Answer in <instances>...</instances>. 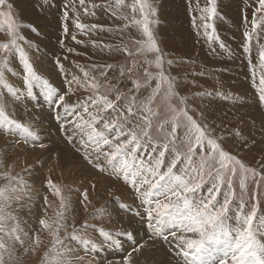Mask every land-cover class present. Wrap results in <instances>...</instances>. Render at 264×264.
I'll return each instance as SVG.
<instances>
[{
    "label": "rangeland",
    "instance_id": "374dc122",
    "mask_svg": "<svg viewBox=\"0 0 264 264\" xmlns=\"http://www.w3.org/2000/svg\"><path fill=\"white\" fill-rule=\"evenodd\" d=\"M133 2L124 0L123 5H118L116 0H86L81 7L76 0L75 10L69 7L65 19V5L71 4V0H47V3L45 0H11L14 21L20 26L18 32L24 38L17 43L41 80L26 79L18 50L8 55L4 80L0 82V101H4L8 116L36 133L38 140L27 137L26 141V134L15 127L11 132L0 129V173L11 171L13 176L29 185L22 201L19 204L13 202L11 209L19 218L24 244L16 243L13 247V242L5 239L10 249V253L3 254L5 264H41L44 253L51 246L48 230L39 224L41 218L52 223L56 219L55 211L59 210L60 197L55 196L54 189L48 186L49 179L60 188L62 196H70L67 213L70 226L67 233L62 231L60 235L67 236L74 225L80 229L77 235L96 245L86 250L78 241L66 240L73 256L84 257L83 262L73 258L72 264H186V260L191 264V257L182 255V246L177 239L191 234L184 233L180 226L172 223L166 225L162 235L154 230L155 222L149 226L147 200L139 196L131 179L125 182L122 175L113 174L103 155L97 160L89 149L93 164H100L104 171L85 159L80 136L72 124L76 120L73 112L83 114L81 106L90 96L108 94L111 97V90H105L109 82L121 86L122 91L123 85L131 86L127 83V74L120 76L122 66L133 63L147 66L146 61H153L149 71L155 74L153 53L127 56L123 51L126 46L136 52L137 41L147 40L142 25L133 22L134 19H144L139 11L133 16ZM147 3L155 10L154 15L148 9L145 11L149 30L164 56L165 76L175 77L180 94L189 98V108L198 109L190 114L199 120L200 112H203L207 122L219 125L217 135L226 137L224 148L246 166L260 171L264 163V103L259 97L260 89L264 87L260 84L261 77H264V62L259 53L264 50V27L259 26V15L258 27H252L255 0H216V15L211 19H202L207 15L202 9L208 6V0H147ZM85 7L88 8L87 14ZM124 16L128 19H123ZM77 20L89 27L83 31L76 28ZM205 24L211 27L206 29ZM92 25L97 27L92 28ZM245 32L251 34L250 40L245 38ZM9 41L5 27L0 30V42ZM246 47L250 51H245ZM168 60L173 61L171 66ZM105 65H111V68H105ZM85 71L89 77H95L97 82L105 85L99 93L83 86ZM102 71L106 78L100 75ZM73 76L81 80L82 86L77 88L73 83V92L66 96L67 111L57 108L52 103L55 96L49 99L42 81L47 80L63 94ZM156 82H152L153 87ZM166 86L167 82L162 85L161 96ZM151 90L144 92L141 99ZM235 129H240L243 137L227 138ZM69 136L73 137L72 142H69ZM195 163H199V157ZM181 167L183 165L178 164L177 170ZM255 179L259 181L258 187L249 175L247 191L242 194L239 176L235 178L236 198L230 205L226 225L236 224L234 216L240 199L246 204L244 213L250 212L253 203L258 201L254 226L264 218V180ZM6 184L7 181L0 176V187ZM208 187L205 184L193 194V198L206 196ZM84 190L88 191L91 201L87 208L81 203ZM223 191L217 197L221 203ZM254 194L255 201L250 198ZM45 196L50 205L47 211ZM164 219L168 220L167 217ZM85 224L88 227L85 228ZM101 229L109 235L103 236ZM172 231L176 233L175 237L170 234ZM37 235L41 244L33 252L30 248ZM256 236L264 242V234L256 233ZM208 246L215 248L212 257L217 259L213 264H218L220 245ZM55 260L56 257H50L51 264H55Z\"/></svg>",
    "mask_w": 264,
    "mask_h": 264
},
{
    "label": "snow or ice",
    "instance_id": "6c2138e0",
    "mask_svg": "<svg viewBox=\"0 0 264 264\" xmlns=\"http://www.w3.org/2000/svg\"><path fill=\"white\" fill-rule=\"evenodd\" d=\"M124 0H116L118 5H123ZM47 3V0H45ZM83 7L86 0H78ZM76 0H71V4L65 5L63 13L65 19L68 18L69 7L75 10ZM93 8L97 7L92 5ZM14 5L11 0H0V30L7 28L10 37L9 42H0V82L4 80L5 69L7 67V57L14 50H18L19 57L26 70V79L29 81L41 80L35 72L26 53L20 48L18 40L24 39L18 32L20 27L14 21ZM148 9L154 15V9L147 3V0H134L131 4V12L134 14L139 11L144 17L143 21L135 20L136 25H142L143 34L146 41H137L139 47L136 52L130 51L126 46L123 48L125 55H146L154 54L155 74L149 71L153 66V61H146V65L133 63L124 65L120 68V76L127 74V84L114 86L109 82L106 91L111 90V97L108 94H97L90 96L87 102L82 105L83 114H77L76 120L72 121L74 130L80 136V145L84 151L85 159L93 164V157L99 160L103 155L107 163L112 167L113 174L123 176L125 182L131 179L133 187L142 199L149 203L147 213L149 226L155 222V231L163 233L166 225L172 223L173 226H180L186 234L177 237L180 241L181 253L184 257H191V264H213L216 257H212L214 249L208 245H220L219 251L221 258L218 264H264V242L257 239L256 233L264 234V218H261L258 225L254 226L257 218L258 201L253 203L251 211L244 213L246 207L243 199H240L234 219V226L226 225L229 219L228 213L230 205L236 198L234 180L239 176V188L241 193L247 191V180L249 175L253 181L259 185L255 178L264 180V163L261 170L257 171L250 166H246L236 155L226 150L223 142L226 137L217 135L219 125L207 122L203 112H200V119L194 118L188 106V97L180 94L176 86L175 77L165 76V60L163 53L157 46L153 33L148 26ZM202 11L207 15L202 19H211L216 15V0H208V6ZM85 14L88 8H84ZM115 15V13H113ZM257 15L260 16L259 26L264 27V0H255V9L252 17V27H258ZM128 19L127 16L122 17ZM247 21V17L245 16ZM76 28L85 30L87 25L78 20ZM92 28L97 27L92 25ZM211 25L205 24V28ZM65 33L68 29L65 25ZM246 39H251V34L244 33ZM76 39L75 36L72 37ZM79 43V41H77ZM221 47H224L221 44ZM72 52V49H68ZM245 51H250L247 47ZM260 60L264 62V50H261ZM59 63V62H57ZM171 66L172 60L167 61ZM62 68V65H59ZM110 69L111 65H105ZM143 69L142 76L140 75ZM101 76L106 78V73L101 72ZM85 78L83 86L93 89L99 93L105 85L97 82L95 77H89V73H83ZM135 77V78H133ZM91 81L90 83L88 81ZM157 81L155 87L152 82ZM167 82L163 89L162 85ZM45 86L46 95L52 100L57 108H65L67 111L66 96L73 92L72 85L75 83L77 88L82 86L81 80L73 76L69 81L67 90L60 94L59 90L49 84L47 80L42 81ZM260 84L264 85V77H261ZM11 90V86H8ZM151 92L143 96L148 89ZM143 89V92L141 91ZM260 101L264 103V87L260 89ZM22 130L27 137H32L33 141L38 140V136L22 123L11 119L5 111L4 101H0V129L6 128L9 132L12 128ZM226 127V126H225ZM223 131V130H222ZM243 137L240 129H235L228 133L227 138ZM73 137L69 136V142ZM247 141L245 140V145ZM35 146V144H34ZM44 147L43 144H39ZM80 150V149H78ZM199 157V163H195ZM115 162V163H113ZM183 167L177 170V165ZM94 167L104 171L100 164H93ZM7 184L0 187V264H5L4 253L9 252V245L5 239L23 246L24 240L21 236L19 218L11 211L13 202L19 204L26 195L29 185L17 176H13L11 171L0 173ZM208 184L207 195L199 199H194L193 194ZM48 186L54 189V195L60 197L59 210L55 211L56 219L49 223L48 220L41 218L39 224L43 229L48 230L51 236V246L44 253L41 264H51L50 257H56L55 264H72L73 258L77 262H83V256H73V250L67 247L66 240L78 241L86 250L89 246L95 248L96 245L90 239L77 235L80 229L72 225V232L62 237L60 233L66 232L70 226L67 222V213L70 210V196H62L61 190L51 179ZM95 185H93V188ZM223 191V202L217 197ZM81 203L87 208L91 203L87 190L82 193ZM256 200L255 194L250 197ZM46 205H49L48 197H44ZM154 205V206H152ZM95 214V213H94ZM167 217L168 220L164 218ZM11 222V226L9 225ZM84 227H88L87 224ZM101 234L107 237L109 234L100 230ZM172 236L176 233L172 231ZM25 235H27L25 233ZM167 239L166 236L163 237ZM41 241L37 235L33 241L31 251L35 252L40 247ZM212 257V259H205ZM186 264L189 262L186 260Z\"/></svg>",
    "mask_w": 264,
    "mask_h": 264
},
{
    "label": "bare ground",
    "instance_id": "6f19581e",
    "mask_svg": "<svg viewBox=\"0 0 264 264\" xmlns=\"http://www.w3.org/2000/svg\"><path fill=\"white\" fill-rule=\"evenodd\" d=\"M76 21V20H75ZM124 32V31H123ZM129 33V32H128ZM30 103H32V104H34V101H31ZM60 156H62V155H60ZM65 155H63V157H64ZM71 156V155H70ZM72 161V160H71ZM64 166V165H63ZM76 166V165H75ZM65 167V166H64ZM76 168V167H75ZM74 168V169H75ZM77 172H79L80 173V171H77ZM81 174V173H80ZM82 174H83V171H82ZM103 185V184H102ZM74 194V193H73ZM21 216H22V214H21ZM26 236V235H25ZM213 249H215V248H213ZM147 250H149L148 248H147ZM151 250V249H150ZM151 253V252H150ZM5 254V253H4ZM39 254V253H38ZM153 255V254H152ZM149 256V255H148ZM147 257V255L145 256V258ZM155 257V256H154ZM136 258V257H135Z\"/></svg>",
    "mask_w": 264,
    "mask_h": 264
}]
</instances>
